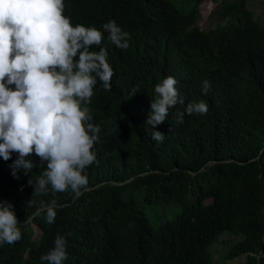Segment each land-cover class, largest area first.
Wrapping results in <instances>:
<instances>
[{"label": "trees", "instance_id": "obj_1", "mask_svg": "<svg viewBox=\"0 0 264 264\" xmlns=\"http://www.w3.org/2000/svg\"><path fill=\"white\" fill-rule=\"evenodd\" d=\"M205 1H81L94 9L111 3L131 32L129 47L115 48L111 90L97 82L104 91L93 101L90 122L101 131L86 169L89 190L78 199L70 191L33 196L46 165L33 155L37 167L15 168L14 177L16 154L0 157V201L13 205L22 233L0 246V264H46L40 258L57 235L67 240L64 264H218L219 244L225 264H264V15L249 7L261 0H212V28L202 30ZM63 14L81 23L71 5ZM168 76L208 112L189 115L177 103L152 129L155 86ZM153 131L164 140H153ZM53 200L57 215L48 224L37 210ZM153 206L156 227L146 213ZM167 207L171 220L163 218ZM226 232L238 240L224 252Z\"/></svg>", "mask_w": 264, "mask_h": 264}, {"label": "clouds", "instance_id": "obj_2", "mask_svg": "<svg viewBox=\"0 0 264 264\" xmlns=\"http://www.w3.org/2000/svg\"><path fill=\"white\" fill-rule=\"evenodd\" d=\"M81 1L0 0V157L8 161L16 154L14 177L15 168L31 171L37 167L30 158L33 155L40 167L46 165L33 196L70 191L78 199L89 190L86 169L97 159L93 147L101 131L90 122L93 101L97 90H111L115 48L129 47V23L126 27L121 23L111 3L102 2L100 9H94L82 6ZM68 5L81 23L64 16ZM216 5L212 0L200 5L202 30L199 22L203 17L209 20ZM177 83L168 76L156 84V98L151 100L146 120L152 129L165 122L177 103L186 106L189 115L207 114L208 105L203 100L186 101ZM209 87L205 81V95ZM183 116L178 113L176 122L183 123ZM164 138L162 132L153 131V140ZM41 212L46 213L48 224L54 223L56 201L41 202L37 214ZM19 224L13 205L0 201V246L22 238ZM35 231L39 232L36 227ZM40 259L64 264L66 238L57 235L54 247Z\"/></svg>", "mask_w": 264, "mask_h": 264}, {"label": "rangeland", "instance_id": "obj_3", "mask_svg": "<svg viewBox=\"0 0 264 264\" xmlns=\"http://www.w3.org/2000/svg\"><path fill=\"white\" fill-rule=\"evenodd\" d=\"M173 1L178 6H183L184 0H173ZM249 5H250L249 7L255 12V15L257 16V18L258 17H262L264 15V0L250 2ZM184 8L187 9L185 6H184ZM211 19H213V15L210 17V20L206 19V17H203L202 18V22H199L200 25H203L202 27L204 28V30H207V29L212 28ZM170 206H177V205L172 204ZM154 207L155 206L148 208L146 210V213L148 215V218H149L150 222L154 225V227H156V226H158L159 222H156L153 219L154 218V214H156L157 217H158V215L160 217V214H159V212H157V210L154 209ZM169 209H170V207H167L166 208V212H167L168 218H166L165 216H163V218H165L167 220H171V219L174 218L173 217L174 214L171 213V212H169ZM179 211H180V209H179ZM220 240L224 244V252H226L228 250L229 245H232L233 242H236L238 240V238H237V235L235 233L232 234L230 232H226L222 236H220L219 241ZM218 242L216 244H218ZM214 256H215V259L214 260L218 264H225L224 260L221 259L222 253H221V246H220V244L214 249Z\"/></svg>", "mask_w": 264, "mask_h": 264}]
</instances>
